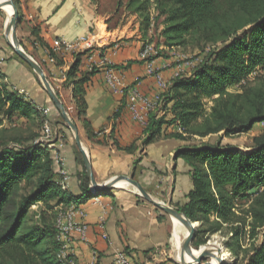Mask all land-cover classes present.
Instances as JSON below:
<instances>
[{
	"label": "trees",
	"instance_id": "trees-1",
	"mask_svg": "<svg viewBox=\"0 0 264 264\" xmlns=\"http://www.w3.org/2000/svg\"><path fill=\"white\" fill-rule=\"evenodd\" d=\"M127 7L144 19L145 39L153 9L163 18L161 36L167 48H192L205 55L190 76L179 75L163 94L165 114H149L143 146L169 137L188 141L223 132L249 134L264 123V80L241 92L229 90L264 68V0H128ZM80 65L78 55L68 76L75 83L77 103L83 93L80 86L88 80L85 74L78 77ZM1 80L0 76V125L3 114L8 119L17 113L27 120L46 119ZM165 127L181 132L167 134ZM253 142L251 152L206 143L186 146L176 155L192 169L193 188L178 210L201 224L194 245L202 247L225 227L231 229L224 245L236 256L232 264H264V132ZM0 149V264H59L55 226L45 216L40 224L30 223L31 208L39 203L51 210L81 204L92 195L87 173L82 179L84 196L75 198L60 185L56 156L37 135L19 148L7 143ZM135 150L134 146L125 151ZM24 183L34 188L17 202Z\"/></svg>",
	"mask_w": 264,
	"mask_h": 264
},
{
	"label": "crops",
	"instance_id": "crops-1",
	"mask_svg": "<svg viewBox=\"0 0 264 264\" xmlns=\"http://www.w3.org/2000/svg\"><path fill=\"white\" fill-rule=\"evenodd\" d=\"M103 1L17 0L20 42L42 67L76 124L97 184L105 186L119 176L133 177L154 199L178 210L187 203L193 183L191 167L176 155L191 143L169 137L145 147L143 141L149 114L163 116L166 112L157 98L163 100L179 74H192L196 62L185 66L172 56H152L150 40L138 30L112 26L116 14ZM125 32L124 41L121 35ZM88 37L92 48H76L78 40ZM59 42L73 46L59 48ZM78 55V77L85 74L88 80L80 86L83 93L77 103L75 83L68 76ZM0 68L8 88L34 104L54 126V136L45 144L63 162L67 192L75 198L84 196V156L40 79L1 42ZM111 75L123 81L124 92L111 84ZM134 93L147 104L142 99L133 103ZM165 130L167 134L181 132L178 127ZM134 146L135 152L125 151ZM55 170L60 171L56 162ZM126 184L92 194L74 209L73 204L64 208V225L87 228L84 237L76 231L69 234L68 252L79 264H118L119 254L129 264H176L172 259L174 221Z\"/></svg>",
	"mask_w": 264,
	"mask_h": 264
},
{
	"label": "rangeland",
	"instance_id": "rangeland-1",
	"mask_svg": "<svg viewBox=\"0 0 264 264\" xmlns=\"http://www.w3.org/2000/svg\"><path fill=\"white\" fill-rule=\"evenodd\" d=\"M127 3H128V0H104L103 1L104 7L108 8L109 11L113 10L112 12L113 13L115 12L116 14V16L111 20L112 26H115L118 28L121 27V29H123V27H127L128 31L138 30L139 34L143 38H145L143 31H142L144 27L143 25L144 19L139 14H136L130 9H128ZM150 13L152 16V24L150 26L151 28L148 31V35L146 36V39L150 40L149 45H152L153 47L152 56L154 57L155 56H158V57L172 56L173 58L176 59L178 64H182V65L185 64V66H189L187 64L189 62L195 63L205 58L204 54L192 48L190 49L167 48V46L164 43V39L161 36V33L164 29L162 25L163 18L158 17V15L153 9H151ZM8 18H9V13H7L6 11H0V42L1 44L6 45V48H8V51L11 52V54H13L19 60V56L14 51V48L10 44V41L7 37ZM17 35L19 37V21H18V26H17ZM121 36L124 38L123 39L124 41L127 40L126 36H128V32L123 33ZM23 49L25 50L24 47ZM169 54H172V55H169ZM25 64L27 65L29 70L33 74H35L34 70L26 62ZM0 76L2 78L1 84L3 85L5 84L4 83L5 76L2 74L1 68H0ZM259 80H264V68H259L253 75H251L246 81H244L242 85L229 88V90L234 93L241 92L246 87L255 84ZM5 85L7 87L10 86L9 84H5ZM10 90L15 91L13 89H10ZM211 106L212 104L209 103L210 108ZM65 110L67 113H69L67 109ZM1 118L3 120V123L2 125H0V144L9 143L10 147L19 148L20 145L22 144V141H25L26 139H30L31 137H34L36 135L38 136L39 142H44V144L46 143L47 140L51 139L54 136V129H53L54 126L48 121V119H45V120L41 119V116L35 117L32 120H27L26 118L19 116V113H17L14 115L12 119H8L7 116L4 114L1 116ZM61 120L63 123L67 124L65 120L63 119V117ZM263 132H264V123H260L249 134L226 136L225 133L223 132L221 134L208 136L206 138L196 137L194 139L188 140L187 142L191 143L188 146H194V145L201 146L202 144L207 143V144L216 145V146L219 145L222 148H232L235 151H239V152H251L254 146V142H253L254 138L260 136ZM55 162L59 165V169H60V171L58 172L59 177H60L59 183L62 186L64 183L62 182L63 178L60 173L62 170H64L63 162L58 157H56ZM126 185L128 188L132 190H136L131 185L129 184H126ZM33 188H34V185L24 183L22 190H20V192L18 193V196L16 197L17 202H21V200L24 197H26L28 194L31 193ZM136 192L140 195V193L137 190ZM72 206H73L72 207L73 209L76 208L75 204H73ZM55 208L53 210L48 209V207L42 203L34 205L31 208L29 222L40 224L41 216H45L48 222L52 223L51 226H55V230L57 231L56 239L57 241H59V244H60L59 251L57 253V262L59 264H79L77 260L74 257H72L70 253L68 252L69 237L65 238L64 230H63V228L67 226L63 224V220L65 219V216L63 215V211L65 207H58L56 209ZM212 219L214 220V218ZM197 224H198V228H200L201 224L200 223H197ZM206 227H207V224H206ZM171 228H172V231L174 232L173 233L174 235L173 236V246H172V259L176 264H179V262H177L178 260H177L176 236L178 235L181 239H183V237L187 233V229L183 227L182 225H178L177 227H175L174 223H172ZM230 235H231V229H227V227H225L220 233L212 236L210 241L206 245L199 247V248L193 245V248L196 251H200L204 247L209 246L211 244V245H216V246L218 245L220 246L222 251H226V253H229L227 252L228 250L226 249L225 247L226 245H224V243L228 240ZM262 240H263V232H261V235L258 239V244H260ZM245 244H246L245 248H249L250 242H247ZM229 255H230L229 258L227 257V259L224 261V264H232V262L235 260L236 256L233 253H229ZM211 260H213V258L205 260L203 264H206L207 262H210Z\"/></svg>",
	"mask_w": 264,
	"mask_h": 264
},
{
	"label": "water",
	"instance_id": "water-1",
	"mask_svg": "<svg viewBox=\"0 0 264 264\" xmlns=\"http://www.w3.org/2000/svg\"><path fill=\"white\" fill-rule=\"evenodd\" d=\"M6 1H8L10 3L11 8L13 10V13H12V18H13V20H12V37H13L14 46L11 43L10 44L14 48V51L16 52V54L34 70L35 74L38 76V78L42 82L45 91L52 98V100H53L55 106L57 107L58 111L60 112L61 116L63 117L65 122L68 124V126L73 130L77 145H78L80 151L82 152V154L84 156V163H85L87 175H88V178H89L90 184H91L90 189L95 194H98V193H102V192L108 191V190L116 187L119 182H122V181L127 182L128 184L133 186L140 193L141 197H143L146 201L152 203L154 206H156L158 209L163 211L165 214L169 215L171 218H174V219L178 220L179 222H181L185 226V228L188 230V235L181 245V250H180L181 251V261L179 262V264H203V262L205 260L212 258L211 254H213V253L216 254V256H217L216 261L211 260L210 262H207L206 264H224L225 260H221L218 258V255L221 254V252H222V249L220 248V246L210 244L209 246L204 247L200 251H196L193 248V245H194V242L196 239V232H197V228H198L197 223L192 222L189 218L186 217L185 214H183L179 210L174 209L170 205L154 199L141 186V184L139 182H137L133 177L119 176L105 186H99L97 184V182L94 178V175H93V169H92L90 157L87 154V151L85 150V148L83 147V144L81 142V138H80L79 133H78L77 126L74 123V121L70 118L68 113L66 112L65 107H64L59 95L57 94V92L55 91L53 86L51 85L50 80L46 76V74L44 73L42 67L28 53H26L25 50L23 49L21 42L19 40V37L17 35V26H18V21H19L18 9L14 3V0H6ZM0 11H3L2 0H0ZM188 250H191L192 252H195L196 254H198L195 261H191V262L185 261V254L187 253Z\"/></svg>",
	"mask_w": 264,
	"mask_h": 264
},
{
	"label": "built area",
	"instance_id": "built-area-1",
	"mask_svg": "<svg viewBox=\"0 0 264 264\" xmlns=\"http://www.w3.org/2000/svg\"><path fill=\"white\" fill-rule=\"evenodd\" d=\"M93 41L88 37V38H81L80 40H78L75 44H76V48H79L81 45H84V46H86V48H88V49H90V48H92L93 47V43H92ZM67 43H65V42H59L58 43V47L60 48V47H64V46H69V47H72L73 45H66ZM149 49L147 50V54H149V52L151 51V49H150V47H148ZM180 75V74H179ZM178 75V76H179ZM110 82H111V84L115 87V88H117V90H119L120 89V92L122 93V92H124V89H125V84L123 83V81L119 78V79H117L115 76H113V75H111L110 76ZM138 99H142V101L145 103V104H147V101L143 98V97H141V96H139L138 94H136V93H134V95H133V97H131V101L133 102V103H135ZM157 101H158V103H163V100H162V98H160V97H158L157 98ZM61 176H62V178H63V185H62V188L64 189V190H66L67 188H66V185H65V181H67V179H68V175H67V173H66V171L65 170H62L61 171ZM91 193L92 194H95L92 190H91ZM62 230V229H61ZM63 230H64V235H65V238H68V236H69V234L70 233H72L73 231H76V232H78L79 234H80V236L81 237H84L85 235H86V231H87V228L85 227V226H76V225H74L73 223H70V224H68L67 226H65L64 228H63ZM62 230V231H63ZM117 263L118 264H129V262H128V260H127V258L125 257V255L124 254H119V257H118V259H117Z\"/></svg>",
	"mask_w": 264,
	"mask_h": 264
},
{
	"label": "bare ground",
	"instance_id": "bare-ground-1",
	"mask_svg": "<svg viewBox=\"0 0 264 264\" xmlns=\"http://www.w3.org/2000/svg\"><path fill=\"white\" fill-rule=\"evenodd\" d=\"M2 4H3V11H6L7 13H9V18H8V23H7V37L10 41V43L14 46V42H13V37H12V13L13 10L11 8V5L8 1L6 0H2ZM125 182V181H122ZM127 183V182H125ZM125 183H121L119 182L117 185L118 186H123L125 185ZM128 184V183H127ZM130 185V184H129ZM174 221L175 226L177 227L178 225H182L183 227H185L181 222H179L178 220L172 218ZM188 235V230L186 235L183 237V239H181L178 235L176 236V241H177V262L181 261V245L184 242V240L186 239ZM198 254H196L195 252H192L191 250H188L187 253L185 254V261L186 262H191V261H195L197 258ZM229 253H226V251H222L221 254L218 255V258L221 260H226L227 257H229ZM211 257L213 258V261H216V254H211Z\"/></svg>",
	"mask_w": 264,
	"mask_h": 264
}]
</instances>
